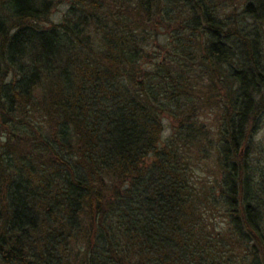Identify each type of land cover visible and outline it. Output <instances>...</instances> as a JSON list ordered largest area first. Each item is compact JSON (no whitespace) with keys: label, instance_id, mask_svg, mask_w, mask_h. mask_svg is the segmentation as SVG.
Listing matches in <instances>:
<instances>
[{"label":"trees","instance_id":"1","mask_svg":"<svg viewBox=\"0 0 264 264\" xmlns=\"http://www.w3.org/2000/svg\"><path fill=\"white\" fill-rule=\"evenodd\" d=\"M263 114L264 0H0V264H264Z\"/></svg>","mask_w":264,"mask_h":264},{"label":"rangeland","instance_id":"2","mask_svg":"<svg viewBox=\"0 0 264 264\" xmlns=\"http://www.w3.org/2000/svg\"><path fill=\"white\" fill-rule=\"evenodd\" d=\"M66 3L67 2H62V3H57L50 11V15H49V18L50 20H54V21H58L61 19V16L62 14L64 13L65 11V8H66ZM163 131H162V134H161V139H163L164 137H166L171 128H170V125H169V121L168 120H164L163 121ZM260 132H264V114H263V117H262V122H261V127H260ZM3 141L2 139H0V144H2ZM5 150V149H4ZM2 152V147H0V153ZM19 153H14V155H12L11 157L14 158V156H18ZM11 154H8L6 157H9L10 160L14 161L11 157H10ZM7 160V159H5ZM39 168V164H37V168H35V170H37ZM192 168V167H191ZM193 174L196 175V178L202 180L203 183H201L199 186H197V189H200L202 191H204V193H207V187H209V183L208 181L210 179H212L214 177V175H217L218 171L216 169V167H214L211 163V161H208L206 158H203V160H200V161H197V163L193 166ZM25 174L27 173V171L25 170L24 171ZM191 172H192V169H191ZM28 174V173H27ZM38 175H40V173L38 172ZM194 185H196L194 183ZM204 187V188H203Z\"/></svg>","mask_w":264,"mask_h":264}]
</instances>
